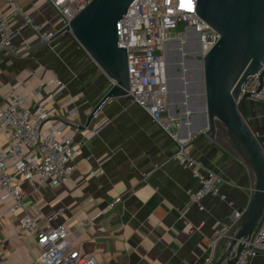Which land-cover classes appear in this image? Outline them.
Wrapping results in <instances>:
<instances>
[{
  "label": "crops",
  "instance_id": "crops-1",
  "mask_svg": "<svg viewBox=\"0 0 264 264\" xmlns=\"http://www.w3.org/2000/svg\"><path fill=\"white\" fill-rule=\"evenodd\" d=\"M17 2L44 30L59 27L58 16L44 0ZM0 8L11 10L3 0ZM10 26L21 35L15 53L0 50V108L11 96L22 98L31 110L45 107L50 113L47 130L64 126L67 137L84 145L75 159L78 171L63 185L35 192L19 178L28 197L25 210L38 216L45 232L65 227L72 247L83 257L94 256L99 264L215 262L227 244L223 239L214 246L223 227L233 225L234 212L241 214L247 207L250 178L247 170L203 136L206 118L200 81L194 76L197 64L191 60L183 67L193 72L189 80L173 76L180 68L168 66L165 116L179 122V139H193L186 152L223 179L221 193L233 207L211 197L203 201V210L190 203L188 192L200 186L172 159L179 144L131 100L108 101L91 126L82 130L112 83L72 38L62 35L37 49L39 37L22 19L11 20ZM176 47L177 43L167 50L168 57L176 54ZM241 110L264 147V104L248 100ZM106 121L109 125L95 136ZM10 136V129L0 132V150ZM12 206L0 196V259L4 264H35L40 255L37 240L21 228L25 213H10ZM59 210L62 214L49 221ZM251 264H264V253Z\"/></svg>",
  "mask_w": 264,
  "mask_h": 264
},
{
  "label": "built area",
  "instance_id": "built-area-1",
  "mask_svg": "<svg viewBox=\"0 0 264 264\" xmlns=\"http://www.w3.org/2000/svg\"><path fill=\"white\" fill-rule=\"evenodd\" d=\"M3 1L11 10L6 13L0 8V50L15 53V41L21 32L11 28V20L22 19L37 34L40 42L51 44L69 26L71 20L94 0H44L59 19V27L54 31L44 30L17 0ZM197 3L198 0H136L131 5L121 20L128 53V96L136 107L179 144L178 152L172 159L189 170L200 186L197 191L188 192L190 203L203 210V201L211 197L233 207L226 195L221 193L223 179L217 173L204 170L186 152L193 139H179L176 133L180 127L179 122L165 116L169 99L168 44L180 40L184 45L192 46H189L192 53H196L197 47V54L200 47L203 59L220 39L219 34L196 14ZM180 29H183L182 35L177 33ZM244 95H249V100L264 104L260 74L253 76L243 88L241 98ZM49 119L47 108L31 110L20 97L11 96L8 105L0 108V132L11 130L6 148L0 150L1 200L12 201L10 213H25L20 221L21 228L37 240L40 249L35 264H99L94 256L83 257L72 247L70 234L65 227L58 226L45 232L38 222V216L30 215L25 210L24 202L28 197L18 184L19 178L28 181L36 192L57 188L72 179L78 171L75 159L82 153L83 143L67 137L64 126L54 131L47 130ZM109 123L104 122L94 132L95 136ZM118 203L116 201L113 206ZM61 214L62 210H59L49 221L56 220ZM239 217L240 214L234 212L233 221ZM231 226L223 227L214 246L225 238ZM250 247L242 253L237 264H251L254 258L264 253V223ZM0 264H4L1 259Z\"/></svg>",
  "mask_w": 264,
  "mask_h": 264
},
{
  "label": "water",
  "instance_id": "water-1",
  "mask_svg": "<svg viewBox=\"0 0 264 264\" xmlns=\"http://www.w3.org/2000/svg\"><path fill=\"white\" fill-rule=\"evenodd\" d=\"M135 1L94 0L57 35L72 38L112 83L82 130L91 126L108 101L130 99L128 53L121 20ZM196 14L219 34V41L202 59L200 47L199 54L197 47L192 53L176 40L178 48L184 49L170 57L167 51V64L180 68L173 76L189 80L193 72L183 67L189 63L186 55L192 56L200 68L197 79L206 118L203 136L249 173L247 207L226 233L227 244L213 262L237 264L264 223V147L241 110L250 99L249 95L241 98L250 79L260 74L261 88L264 87V0H198ZM48 45L41 42L36 48Z\"/></svg>",
  "mask_w": 264,
  "mask_h": 264
},
{
  "label": "rangeland",
  "instance_id": "rangeland-1",
  "mask_svg": "<svg viewBox=\"0 0 264 264\" xmlns=\"http://www.w3.org/2000/svg\"><path fill=\"white\" fill-rule=\"evenodd\" d=\"M177 33L178 34L183 33V29H180ZM189 46L192 47L191 45H189ZM189 46L185 45L184 47H185L186 50H188L190 48ZM184 47H181V48L176 47V48H177V50H182V49H184ZM191 60H192L191 57L189 55H186V61L191 63ZM189 63H188V65H190ZM199 71H200V68L198 67L197 68V77L199 76Z\"/></svg>",
  "mask_w": 264,
  "mask_h": 264
},
{
  "label": "flooded vegetation",
  "instance_id": "flooded-vegetation-1",
  "mask_svg": "<svg viewBox=\"0 0 264 264\" xmlns=\"http://www.w3.org/2000/svg\"><path fill=\"white\" fill-rule=\"evenodd\" d=\"M176 43H177L176 41H175V42H172V43H169V44H168V48H169V49H172V47H173ZM171 55H173V53H172ZM167 66H168V64H167ZM194 76H197V75L194 74Z\"/></svg>",
  "mask_w": 264,
  "mask_h": 264
}]
</instances>
